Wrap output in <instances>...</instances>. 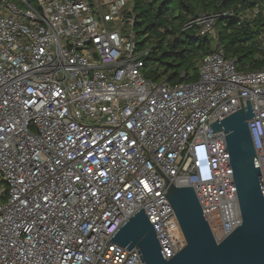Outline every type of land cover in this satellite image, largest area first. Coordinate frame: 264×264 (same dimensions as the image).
I'll return each instance as SVG.
<instances>
[{"label":"built area","instance_id":"obj_1","mask_svg":"<svg viewBox=\"0 0 264 264\" xmlns=\"http://www.w3.org/2000/svg\"><path fill=\"white\" fill-rule=\"evenodd\" d=\"M123 6L0 0V264H94L103 252L98 264H144L137 248L111 240L142 208L173 257L186 238L165 177L194 187L222 241L242 212L226 134L210 124L247 100L264 181V68L240 70L217 50L196 81L152 80L150 48H138ZM219 16L202 13L190 25L213 34ZM200 145L210 181L197 168Z\"/></svg>","mask_w":264,"mask_h":264},{"label":"water","instance_id":"obj_2","mask_svg":"<svg viewBox=\"0 0 264 264\" xmlns=\"http://www.w3.org/2000/svg\"><path fill=\"white\" fill-rule=\"evenodd\" d=\"M247 102L210 124L212 132L226 134L242 212L237 228L217 242L194 187L177 186L165 177L167 197L185 235V246L166 258L144 208L127 220L111 240L128 249L137 248L144 264H264V181L248 124L255 113Z\"/></svg>","mask_w":264,"mask_h":264},{"label":"trees","instance_id":"obj_3","mask_svg":"<svg viewBox=\"0 0 264 264\" xmlns=\"http://www.w3.org/2000/svg\"><path fill=\"white\" fill-rule=\"evenodd\" d=\"M255 8L259 12L253 16ZM229 11L233 15H224ZM202 13L220 15L215 49L210 34L198 35V27L190 25ZM126 17L134 18V30L141 27L144 38L137 42L138 48H150L144 61L146 76L152 80L164 79L172 85L196 81L201 58L217 50L235 58L240 70L264 68V49L259 43L264 32V0H179L178 9L174 0H134Z\"/></svg>","mask_w":264,"mask_h":264},{"label":"clouds","instance_id":"obj_4","mask_svg":"<svg viewBox=\"0 0 264 264\" xmlns=\"http://www.w3.org/2000/svg\"><path fill=\"white\" fill-rule=\"evenodd\" d=\"M195 158L198 162L197 168L200 173V178L202 181L212 180V170L210 164V156L208 149L205 145H200L195 149Z\"/></svg>","mask_w":264,"mask_h":264},{"label":"rangeland","instance_id":"obj_5","mask_svg":"<svg viewBox=\"0 0 264 264\" xmlns=\"http://www.w3.org/2000/svg\"><path fill=\"white\" fill-rule=\"evenodd\" d=\"M123 2H124V6H123V7H124V12H125L126 16H129V12H131L132 9H133L134 0H123ZM174 4H175V6H176V9H178L179 0H174ZM248 14H250V12H248ZM129 18H132V17H129ZM131 30H132V27H131V25L129 24V25H128V31H131ZM140 31H141V27H140V26H137V27L135 28V33H136L135 38H136L138 41H143L144 36H142V35L140 34ZM209 36H210L211 39H212V47H213V49H215L216 46H217V42H218V33H217V28H216V22H215V31H214L213 34H210ZM205 56H206V55H204V56L201 58V60H200V62H199V65L201 64V61L204 59ZM191 59L194 60L195 57L192 56Z\"/></svg>","mask_w":264,"mask_h":264}]
</instances>
